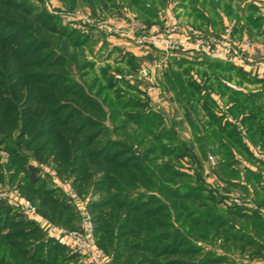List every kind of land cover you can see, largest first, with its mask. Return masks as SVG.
Segmentation results:
<instances>
[{"label": "rangeland", "instance_id": "374dc122", "mask_svg": "<svg viewBox=\"0 0 264 264\" xmlns=\"http://www.w3.org/2000/svg\"><path fill=\"white\" fill-rule=\"evenodd\" d=\"M9 1H11L13 5L19 6L23 11L28 9L30 16L31 15L34 16L37 15L38 13L40 14L43 12L44 13L46 12L48 15L53 16L59 21L61 25V29L66 30L67 33H70V31H72L75 34L72 38L70 37L72 42H75V40L80 37L81 39H83L86 36H88L90 40L92 39V41H94L95 39L93 37L92 31H90L91 26L89 27L88 24L85 23L83 24L81 22H78L80 20H76L77 18H79L76 15L66 16L64 14L80 13V15L83 14L85 16L86 15H88L89 17L91 16L90 18H94V20L98 22V20H101L100 18H104L102 17L103 15L107 17L106 13L110 11L109 7L112 6L111 3L106 2L107 0H100V1L78 0L74 7H70L69 0H9ZM114 1L115 3L121 2V0H114ZM104 4H106L107 6L105 7ZM2 9L3 8H0V16L4 14L2 12L3 11ZM6 17L7 19H9V21H12L10 23L11 26H13L15 22L17 26L25 25L22 23L21 20L22 18L16 15L14 10H12L8 15H6ZM10 31H13V27L10 30H8L7 33ZM226 33L227 30H225L221 34H226ZM99 41L100 40L98 39L97 43L94 41L93 43L85 45L84 49L69 48L65 53L59 51L60 50L59 47H58L59 49L51 48L50 53H48L46 56L48 57L46 58L47 59L46 63L51 62L55 57L56 59L59 60L67 59L69 63L67 67L61 68L60 66L58 67L46 66L41 69L31 68L29 70L30 72H34V73H37L38 71H42V72L45 71L46 73L47 72L57 73L58 77L66 76L70 78L69 80H71L72 82L71 84L73 85L72 87L74 89L76 88L81 89V91H79L81 96L79 98L77 97L74 99V97L72 96H63L62 98L60 96L56 97L55 94L53 93L54 92L53 89H48L44 87L37 88L39 91L42 89V93L48 90L49 94L48 93L46 94L48 95L46 96L47 99H54V97H56L57 102L59 104L63 105L64 107L67 106V108H65L64 111L61 113V116H63L67 111H70L71 108H72L71 112L73 111V109H76L75 112L73 111V114H78V116L74 119L72 123L73 125H79L83 117L85 118L92 117L91 122L87 121V124L91 125V123L94 122L95 127L85 128L82 134L79 136L78 141H81L82 138L89 139V136H91L92 133H94L96 139L94 140L93 145L89 147L85 146V143L82 144L81 142H77L75 144L76 146L81 145L80 146L81 149L79 150L78 148V152H77L78 158L76 161H73L71 159L73 152L68 154L69 152H71V148H67L68 149L67 154L65 152L62 153L61 161H60L62 162L61 166H59L58 160L54 161L52 157L46 158L44 156L46 160H43V156L41 155L40 157L42 158H40L39 160L31 157V151L35 147L43 145L45 141H47V137H44L38 140L37 142H35L34 145L29 146V144L31 143V139H33L31 138V136L34 133H36V131H39L40 127L41 129H46L44 130V132L41 133V135H44L45 133H47L46 131H50V128L48 127L43 128V125H40L39 127L38 126L39 124L37 123L36 125H33L30 128L27 129L24 128V130H22V127L20 126V122H14L15 124L10 126L8 131H6L4 128L0 130V142L3 139H4L3 141H5V143H0V205H3L1 206L4 208L3 211H5L9 216L14 218L16 221H22L24 223L23 225L18 226L16 228V231L25 230L26 222H30V223L32 222L42 232L41 238H44L45 241L50 240L59 245L66 247L65 245L57 242L56 240L48 237L47 232L45 230L46 224L63 226L64 222L67 221V219H71L70 221L74 225H78L79 217L77 210L68 196V191L71 189L77 192L80 201L86 204L92 215H95L97 213L92 208V206H94L93 205L94 203H99L103 199L111 198V196L108 194L115 193L117 188L113 186L105 185L103 182H101L102 174L100 173L90 174L88 168L90 169L91 165H89V162L85 160L84 157L89 151H91V149H98V148L100 149V147H104V144L107 141V139H112V140L120 139L125 142H129V145H126V147L124 146L112 150V154H114L116 151H121L120 154H118L119 155L117 158L118 161H122L127 157H131L129 160L133 161L132 156H136L141 159L143 158V160L141 162H137L136 165H141L142 167H144V165L146 166L147 160L152 159V157H156L153 166L154 164H158L159 167H163L164 165L170 164L173 169L183 173H188V164H190L194 169L193 175L191 176L189 175L188 178L183 177L179 179H174L173 180L174 184L173 185L170 184V186L172 189L177 188L178 193L182 192L183 189L188 186L196 187V185L199 184L204 186V191H201L200 195H202L203 200L206 198L208 202V204L206 203V206L209 207L206 208L204 206V204L202 203L203 201L202 199H199L197 201L189 199L186 201L176 202V203H188V234H187L184 228L179 227V225L177 224L178 220L175 219L174 217L177 213L181 212L182 209L180 211H178L179 208L173 209L170 204L172 201H177V200H173L172 197H167L166 195L163 194H159V193L155 194V189L153 190L148 186H144V188H140V190L133 189V192L131 193L132 195H134L140 192V194L142 193V196H146V197L149 196V194H153L157 196L154 197L156 198L155 199L156 201L153 200V203H131V204L133 206H137L139 209H141V211H144L146 209H155V207L161 204V203H157V201L158 200L162 201L163 202L162 204H164L167 207L166 209L161 208L158 215L155 216L154 218H141L140 214L139 215L132 214L130 219L124 220V214L126 213L127 210L125 209L117 210V208L113 206L115 203H112V205L106 206L104 208L101 205L100 206L101 213H106V214L113 213L115 215L112 222V229L110 232H108V237H110L109 247L104 249L105 252L99 247L106 256L112 259L113 263L115 264H264V250H261L260 247L258 246L247 247L242 244L244 246V250H242L241 244L233 242L234 238L240 239L239 234H235L236 232L234 231L242 229L239 226L244 225L247 229L246 231L247 236L250 238L252 237L251 239L257 240L259 243H263L264 245V240L261 239L260 236L256 235L255 226L257 222L249 221L246 219L239 220L232 214H229L231 211L235 209V207H238L232 204L231 202L234 197H238L240 201L242 200L241 202L244 201L245 203L247 202L250 205L254 204L251 210L243 206L239 208H242L243 211L247 214L255 213V212L259 214L262 213L260 215L264 219L263 217L264 203L257 201L258 199L253 200L255 203H252L249 199L250 197L248 193L244 192L242 189H238L237 185L234 186V184L231 183V180L237 181L238 178H240V180L245 181L247 183L245 177V169L247 167L245 165L256 166L259 168L260 165H262V163L254 158L253 153L251 154L254 159L249 158L246 155L247 153L243 151L244 149L237 148L236 145L234 144H228L230 145V149L232 151L231 165L229 166L228 169L222 168L219 165H217L218 167L217 168L216 161L224 162V160H226L222 155V152L223 154H225L226 151L225 150L222 151L219 148L215 150H207V148H204L202 151L200 145L198 148L199 151H197V145H193L190 142H188L190 141V139L189 140L187 139L189 135L188 133L186 134V132H188L187 129L186 131L182 130V132L180 130L179 132L175 131V133L179 139H183L186 141L185 143L188 145V148L191 150L192 154L194 155V159L192 158L188 160L187 156L181 157L180 154H175L172 157H170L168 156L167 151H166L167 154L166 153L163 154L162 151H165V149L160 148V144H164L165 146L168 145L169 147H173V144H166V142L164 141L163 142L161 141L159 145L154 144L152 143V139L149 134H144V133L140 134V137H144L145 143L142 145L136 144L134 141V137L137 135V132L135 131L136 126L128 122L129 117L126 118L125 116L128 115L126 113H130V112H126L125 110H123L121 108V105L125 103L127 99H129L131 102H134L133 100L138 99L141 102V104L146 105V107H144L142 111L148 112L149 111V107L147 105L148 101L145 102L146 97L136 92L134 86L129 83V80H127V78L120 76L119 74L121 73L118 70H116V68L114 69L111 66H107L112 64H107V65L102 64V61L107 57L108 48L107 46L104 48L102 47V45L100 46ZM39 47L40 46H36L37 49ZM45 53L46 50L42 48L40 51L38 52L35 51L33 54L26 56L25 60L37 58L39 57V55H43ZM198 57H203V56L198 55ZM203 62L206 65L210 64L208 61H203ZM224 67L225 70H223L220 66L218 68L220 71H215L211 73V75H218L220 77L219 81L222 82V84L228 89V90L225 89L228 94H226L227 97L224 99V102L222 101L224 106L230 104L232 100V93L234 91L248 93V92H252L254 89H259L257 86L255 88L249 87L248 86L249 83L244 82L240 77L238 80H236L234 77L235 71L230 70L229 73H227L225 71L228 70L226 67H229V65L226 64L224 65ZM205 68L206 66L196 67L189 65L188 70H190L191 72L188 73L189 74L191 73L193 75H197L199 73L205 75L207 74L204 73L205 71L203 69ZM23 72L26 73V70H23ZM107 74H109L111 77H107L106 76ZM52 75H56V74H51L49 75V77H51ZM164 75L166 76L167 74ZM191 76L190 78H193ZM5 77L6 74L4 72L2 80H6V81L2 85V88L6 90V93L8 91L11 93V89H15L16 87L15 85L10 87L9 84L13 81V79L10 82V80L6 79ZM134 78L137 79L136 81L142 82L141 79H139L138 75L137 76L134 75ZM46 79L49 80L50 78H46ZM54 81H57L59 84H61V78H56ZM111 83H113V86H111ZM197 83L201 84L204 83V81L201 79V81ZM210 85H212V83L205 84L203 86V89L206 88V91L204 89L205 93L207 92V89L210 87ZM154 89L155 88L152 87L151 92ZM211 89L214 92L217 93L219 92V89L217 88V82L213 84ZM23 90L25 92L22 94L21 98L25 100L27 97L26 94L27 90H25L24 88ZM170 91L169 89L166 90L165 88V93L161 95V98H163L162 100L163 102H161V104H163L167 110L163 111L162 109H157L156 111H159V114L163 118V121L167 122L168 124L171 122L172 118L175 119L177 116L181 117L184 120L186 119V121L188 122L187 115H191V113L188 114V104H185L186 99L181 97L183 101L181 102L178 100L175 92L173 90ZM190 93L194 94V92H190ZM200 93L201 91L197 92L198 95ZM197 94L195 92V95ZM5 97L7 98L9 96L4 92L3 99H5ZM30 99L33 100L34 98H30ZM175 102L177 104L179 103V109L177 108ZM39 103L42 104L43 102H39V100H37L36 102L31 101L30 103H27L26 112L29 107H33V106L38 107ZM203 103H206V101H203ZM22 104H23L22 102L17 104L19 109H22L23 107ZM90 105L92 107H96V110L94 111V109H92ZM183 108L185 112L182 111ZM49 109L52 108L50 107ZM35 110L36 109H33V112ZM113 111H116L118 115H115L116 117L114 116L111 119V115L113 114ZM127 111L132 112V110H127ZM136 111H140V110H136ZM223 111H222L223 119H225L226 116L229 117L227 115L226 110ZM193 114H195L196 116L198 115L200 118L203 117L202 113H193ZM263 117H264V111H263ZM195 118L198 121H200V118L197 117ZM234 119L236 120L237 125L243 126V124L237 120L238 118H234ZM123 120L125 121V123L128 122L129 124L127 126V130L119 134H113L112 133L113 125L120 124ZM237 125H235V127H237ZM165 127L167 128L166 125ZM243 127L245 128V125ZM170 129H174V128L170 127ZM237 133L238 136L242 139L241 140L242 142L245 143L249 142L247 131L244 139L242 138L241 134L238 131ZM213 142L216 143V141ZM249 145L256 152H264V149H262L257 144L253 145L251 144V142H249ZM8 146L11 148L15 147L17 151L16 154L14 152H13L14 154L10 153V151H8L6 148ZM49 147L50 146H48L44 150L43 152L44 154L48 151ZM150 147H157L155 151L156 154L146 155V151ZM41 149L43 148L41 147ZM208 154L213 156V158L215 157L214 158L215 163L212 164L211 162H209V160H207L210 163V167L206 166L205 169L204 158L205 157L207 158ZM19 155L20 156L24 155L23 160L19 158ZM144 158H146L147 160H144ZM30 166L34 167L36 170L31 171L29 169ZM213 167L214 168L216 167L214 169L216 176L217 177L221 176L220 180L225 181L227 185L218 186V188H214L212 184L207 181L208 178H211L209 173L213 174V170H212ZM71 168L72 171L70 170ZM261 168L262 167H260V169ZM206 170H208L209 173L205 174ZM216 171H218V173ZM230 171H236V172L235 174H232ZM197 175H200L199 179H202L201 181L197 179L198 178ZM31 176L35 177L38 180L37 184L30 183ZM76 177L80 179V182L76 183ZM166 183L168 182L164 181V184ZM214 183H216V181H214ZM255 184L256 182L254 183V185ZM214 186H216V184ZM78 188H81L80 191L78 190ZM36 189L37 190L39 189L38 191L41 190L42 193L35 192L34 190ZM47 191H50L51 193L49 195L50 199L54 198L57 199L58 203H62L64 205L65 203L68 204L69 208L65 210L64 216L60 217L61 216L59 215L60 212H58L54 215V218H52L51 209L53 208V206L51 205H48V207L41 206L40 204L41 201L43 202L47 200L46 199L47 196L44 193ZM136 198L137 196L133 197V200H135ZM145 199L146 198H144V200ZM26 200L30 201L34 206H36L39 220L38 218L36 219L28 218L27 215L24 213L21 207V203ZM114 201L117 202L118 200L115 199ZM259 210H261L262 212H260ZM167 212H168L167 214L168 216L167 215H165L164 217L161 216L163 213H167ZM182 213L185 212L183 211ZM69 214L71 215L68 216ZM198 214L202 216V218L199 219H202V221H205L206 223L209 224L207 229L203 230V227L195 226L191 223L192 219L194 218L197 219V217L199 216ZM135 219L146 221V223H149L151 225L154 220L156 221L157 219H159L165 222L166 224L167 221H170L172 225H170V227H168V225L166 226L164 225L161 228H156V229L154 228V233L142 232L135 226L134 224ZM119 223H121L120 226H118ZM191 228L193 229L192 231H190ZM174 229H179L180 233L175 234ZM153 234H160L159 236L160 241H158L157 243L153 242L152 241V239H154ZM25 237L26 236H23V240L21 241H24L23 243L26 244ZM111 239L112 242H110ZM34 240L32 239L31 241ZM116 242L118 243V247L115 246ZM31 244L33 243L31 242ZM114 249H117L116 251H124L121 252L123 253V255L121 254V256L115 257L113 254L115 251ZM152 249L158 250L157 251L158 254L155 255L153 253L148 252L149 250L152 251ZM161 251L167 253L166 256L164 257L160 256ZM68 255L74 257L76 256L72 254L69 249L63 250L56 254L53 253L51 256L47 255L45 249H41L38 251L36 258L44 257L46 264H50V263L75 264L77 263V261L79 262L82 261L78 257H76V260H69V258L63 259L64 256H68ZM19 259L20 261L13 260V263L31 264V262L26 263V260L21 259V257ZM124 261L126 263H124Z\"/></svg>", "mask_w": 264, "mask_h": 264}, {"label": "trees", "instance_id": "16d2710c", "mask_svg": "<svg viewBox=\"0 0 264 264\" xmlns=\"http://www.w3.org/2000/svg\"><path fill=\"white\" fill-rule=\"evenodd\" d=\"M77 1L78 0H69L70 7H74ZM130 1L131 3L135 2V4L140 7V9L146 10L147 8L145 5L146 0H130ZM106 2L111 3L113 6L115 4L114 0H107ZM104 6L106 7L107 5L104 4ZM0 8H3L2 12L4 13L0 16V28H1L0 34H3L0 35V130L4 128L6 131H8L9 127L15 124L14 122H20V126L22 127V130H24V128L26 129L30 128L33 125H36L37 123L39 124L38 125L39 127L40 125H43V128L48 127L50 128V131H46L47 133H45L44 135H41V133L44 132V130L46 129H41L40 127V130L36 131V133H34L31 136V138L33 139H31L30 144L28 143L29 146L34 145L35 142H37L38 140L47 137V141H45L44 143L45 145L43 144L41 146H37L31 151V157L37 160L42 158L40 157V155L43 156V160H46L44 156L46 158L52 157L54 161L58 160L59 162L58 164L59 166H61L62 162L60 161H61L62 153L65 152L67 154L68 153L67 148H71V152H69L68 154L73 152L71 159L73 161H76L78 158L77 157L78 148L80 150L81 145L76 146L75 144L77 142H81L82 144L85 143V146L89 147L93 145L94 140L96 139L94 133H92V135L89 136V139L82 138L81 141H78L79 136L82 134L85 128L87 127L94 128L95 124L94 122L91 123V125L87 124V121L91 122L92 117H86V118L83 117L79 125H73L72 123L74 119L78 116V114H73V111L75 112L76 109H73V111L71 112L72 110L71 108L70 111H67L63 116H61V113L64 111L65 108H67V106L64 107L63 105L59 104L57 102L56 97L60 96L62 98L63 96H72L74 97V99L77 97L79 98L81 96V94L79 93L81 89L80 88L74 89L72 87L73 85L71 84L72 83L71 80H69L70 78L66 76L58 77L57 73H51V72L46 73L45 71L43 72L38 71L37 73H34V72H30L29 70L31 68L41 69L46 66L47 67L60 66L61 68L67 67V65L69 64L67 59L59 60L56 59L55 57L51 62L46 63L47 62L46 58H48L46 56L48 53H50L51 48H56V49L60 48L59 51L65 53L69 48L84 49L85 45L90 44L91 40L88 36H86L83 39H81L80 37L76 39L75 42H72L70 37L72 38L75 34L72 31H70V33H67L66 30L61 29V25L59 21L53 16L48 15L46 12L40 14L38 13L37 15L30 16L28 9H26L25 12L21 10L19 6L13 5L9 0H5V1L0 0ZM12 10L15 11L16 15L22 18L21 19L22 23L25 24L26 26L25 25L17 26L15 21L13 26H11L10 23L12 21H9L6 15H8ZM12 27H13V31L7 33V31L10 30ZM36 46H40V47L37 49ZM42 48L46 50L45 54L39 55V57L37 58L25 60L26 56L33 54L35 51L38 52ZM182 65L183 64L181 63L180 66ZM220 66L223 70H225L224 64L214 65V67H216L218 71H220L218 69ZM226 68L228 70H226L225 72L229 73L230 70L235 71V75L237 77L242 78V80L246 83L264 84V79L262 78L259 79L256 77H251L247 73L231 65H229V67ZM23 70H26V73H24ZM4 72L6 74L5 77L6 79H9L10 82L13 79V81L9 84L10 87H12L13 85H15L16 87L15 89H11V93L9 91L6 93V90L2 88V85L6 81V80H2ZM51 74H56V75H52L51 77H49V75ZM106 76L111 77L109 74H107ZM46 78H50V79L47 80ZM56 78H61V84H59L57 81H54ZM219 78L220 77L218 75L217 76L214 75V77H207V79L204 80L203 84L205 85L207 83H212V85H210V89H211L213 84L217 82V88L219 89L218 93L220 94V96H225L226 94H228L227 91L225 90L227 88L222 84V82L219 81L220 80ZM166 82L170 86V88L175 92L179 101L183 102L181 97L186 99L185 104L190 105L191 102L197 103L200 100L206 101V103H203L202 106L205 109L206 114L208 115V119H209L208 128L205 129L204 131L205 135L202 136L201 138H197V141L201 146L202 151L204 148H207V150H215L219 148L222 151L223 150L226 151L225 154H223V152L221 151L222 155L226 160H224V162L223 161L219 162L220 167L228 169L229 166L231 165L232 151L230 149V145L228 144H234L236 145L237 148L244 149L243 151L247 153L246 155L249 158L254 159L252 157L251 154L252 152L250 151L247 143L242 142L241 141L242 139L238 136V133L236 131L237 127H235L234 124L224 120L223 116L218 117L213 112L212 108H214L215 104L211 99L210 95L205 92L202 94V91H204V89L206 90V88L203 89L204 85L199 84L197 83V81L188 78V68L178 73H176L175 71L169 68L168 73L166 75ZM111 86H113V83H111ZM41 87L53 89L54 90L53 93L55 94L56 97H54V99H47L46 96L48 95L46 94L48 93V90L42 93V89L40 91L37 89ZM23 88L27 90L26 93L27 97L25 99L26 101L23 98H21L22 94L25 92ZM189 91L194 92V94L190 93ZM198 91L199 92L201 91L199 95L197 94ZM4 92L5 94H8L9 97L7 98L5 97V99H3ZM195 92L197 95H195ZM30 98H34V99L31 100ZM37 100L43 103L42 104L39 103L38 107H34V106L29 107L26 112V106H27L26 104L30 103L31 101L36 102ZM262 100H264V90L258 92H248V93L234 91L232 93V100L229 104L227 111L233 118H238L237 120L241 122L243 126L245 125L246 131L248 132V141L251 142V144L253 145L257 144L262 149H264V117H263L264 101ZM133 101L134 102H131L129 99H127L125 103L121 105V108L126 112H130V113H126L128 115L125 117L126 118L129 117L128 122L136 126L135 131L137 132V135L134 137V141L136 144L142 145L145 143L144 137H140V134L144 133V134H149L151 136L152 143L154 144L159 145L161 141L166 142V144H173V147H169L168 145L167 147L164 144H160V148L165 149V151H162L163 154H165L167 151L168 156L170 157H172L175 154H180L181 157L184 156L188 157L189 155H191V151L188 148V145L184 141L178 138V136L176 135L173 129L165 127L163 118L160 116L158 112H154L151 110H149L148 112L142 111L145 105L141 104V102L138 99ZM20 102L23 103L22 109H19L17 105ZM50 107L52 109H49ZM90 107L92 106L90 105ZM33 109L36 110L33 112ZM92 109H94L95 111L96 107H92ZM127 110H132L133 113ZM136 110H140V111H136ZM115 115H118V113H116V111H113V114L111 115V119ZM128 122L125 123V121L123 120L120 124L113 125L112 133L119 134L127 130V126L129 125ZM3 140H1L0 143H5V141ZM213 141H216V143H214ZM126 145H129V142H125L120 139H114V140L107 139V141L104 144V147H100V149L99 148L91 149V151L89 152L87 151L88 153L84 157V159L89 162V165H91V168L90 169L88 168L90 174L92 173L102 174L101 182H103L105 185H109L117 188L115 193L108 194L111 196L110 199H103L99 203H94L93 204L94 206H92V208L97 212L95 215H92L95 225V236L97 239V245L103 251L105 248L109 247L110 237H108V232H110L112 229V222L115 215L113 213H109V214L101 213L100 211L101 205L104 208L106 206L112 205V203H115L113 206L117 208V210H123V209L127 210L126 213L124 214V220L130 219L132 214H138V215L140 214L141 218H154L155 216L158 215L161 208L166 209L167 207L164 204H162L163 203L162 201H159L157 199L158 200L157 203H161L160 205L155 207V209H146L144 211H141V209H139L137 206H133L131 204V203H153V200L156 199L154 197H157L153 194H149V196L146 197V196H142V193L140 194V192L134 195H132L131 193L133 192V189L140 190V188H144V186H148L153 190L155 189V194L158 193L163 194L166 195L167 197H172L173 200H177V201H172L170 203L171 207L173 209L179 208L178 211L182 209V211L177 214L175 213L176 215L174 217L175 219L178 220L177 224L179 225V227L184 228L186 230V233L188 234V203H176V202L186 201L189 199L197 201L203 198L202 195H200V192L204 191V186L200 184L196 185V187H190V186L185 187L183 191L179 193L177 191L178 190L177 188L172 189L170 184L171 185L174 184L173 181L174 179H179L183 177L188 178L189 174L176 171L171 167L170 164L164 165L163 167H159L158 164H154L153 166L156 157H152V159L150 160L144 158V160H147L146 166L144 165V167H142L141 165H136L137 162H141L143 160V158L141 159L136 156H132L133 161L129 160L131 157H127L122 161H118L117 160L119 156L118 154H120L121 151H116L114 154H112V150L124 146L126 147ZM48 146L50 147L48 151L44 154L43 152ZM41 147L43 149H41ZM157 147H150L149 149H147L146 155L156 154L155 151ZM6 148L12 154L14 153L16 154L17 152L15 147L11 148L8 146ZM19 158L23 160L24 155L21 156L19 155ZM29 169L31 171L36 170L32 166H30ZM70 170L72 171V168ZM230 172L232 174H235L236 171H230ZM199 176L200 175H197L198 177L197 179L201 181L202 179H199ZM245 177L247 183L253 181L254 183L256 182V184L259 185V183L261 182V175L259 173L252 172L248 168L245 169ZM164 181L168 183L164 184ZM78 182H80V179L76 177V183ZM253 182H251L250 184L254 186ZM30 183L37 184L38 180L35 177L31 176ZM80 189L81 188H78L79 191ZM38 190L36 189L34 191L37 193H42L41 190L40 191ZM44 193L47 196L46 198L47 200L43 202L41 201L40 203L41 206L43 207L44 206L48 207V205L53 206V208L51 209L52 218H54V215L58 212H60L59 213V215H61L60 217L64 216L65 210L69 208L68 204L65 203L64 205L62 203H58L57 199L54 198L50 199L49 196L51 194L50 191ZM136 196L137 198L133 200V197ZM144 198L146 199L144 200ZM115 199H117L118 201L117 202L114 201ZM204 200H203L204 202L202 201V203L206 208H208L209 206L208 207L206 206V203L208 204L206 198ZM1 206L3 205H0V213L2 212L0 214V264H14L13 260L20 261L19 259L20 257L21 259L26 260V263L31 262V264L32 263L46 264L44 257L36 258L39 250L45 249V252L47 253L48 256H51L53 253L56 254L63 250H68L66 247L62 245H59L50 240L45 241L44 238H41L42 232L32 222L31 223L26 222L25 230L16 231V228L20 225H23L24 223L22 221H16L14 218L9 216L5 211H3L4 208ZM183 211L185 213H182ZM167 214L168 212L163 213L161 216L164 217ZM229 214H232L239 220L246 219L249 221L257 222L255 226L256 235L260 236V238L264 240V219L259 213L255 212V213L247 214L243 211L242 208L235 207V209L231 211ZM70 215L71 214H69L68 216ZM199 218H202V216L199 215L197 219L196 218L192 219L191 223L195 226L203 227V230L207 229L209 224L206 223L205 221H202V219ZM70 220L71 219H67V221L64 222L63 226L71 229L76 228L77 225H74ZM134 224L142 232H152V233H154V228L155 229L161 228L164 225L165 226L168 225V227H170V225H172L170 221H167L166 224L165 222L159 219H157L156 221L154 220L152 222V225L146 223V221L135 219ZM120 225L121 223L118 224V226ZM239 227H241L242 229L235 230L234 232H236L235 234H239L240 239L234 238L233 242L239 243L241 245L243 244L244 246L247 247L258 246L261 248V250H264L263 243H259L257 240L251 239L252 237L250 238L247 236L246 234L247 229L244 225H240ZM192 230L193 229L191 228L190 231ZM174 233L179 234L180 230L174 229ZM23 236H26L25 237L26 244L23 243L24 241H21L23 240ZM159 236L160 234H153L154 239H152V241L155 243L160 241ZM32 239L35 240L31 241ZM31 242L33 244H31ZM110 242H112V239L110 240ZM22 244H24L25 247ZM243 245L241 246L242 250H244ZM115 246L118 247L117 242L115 243ZM114 250L115 251L113 254L115 257L121 256V254L123 255V253L121 252L124 251H116L117 249ZM157 251L158 250L156 249H152V251L149 250L148 252L157 255L158 254ZM166 254L167 253L161 251L160 256L164 257L166 256ZM70 256L71 255L64 256L63 259L69 258V260H76V257L80 258L79 256H75V257L74 256L70 257ZM81 262L77 261V263L75 264H86L83 260ZM124 263L126 262L124 261Z\"/></svg>", "mask_w": 264, "mask_h": 264}, {"label": "crops", "instance_id": "0c3cea01", "mask_svg": "<svg viewBox=\"0 0 264 264\" xmlns=\"http://www.w3.org/2000/svg\"><path fill=\"white\" fill-rule=\"evenodd\" d=\"M145 5L147 7L146 10L140 9L135 2L131 3V1L128 0H121L120 3L116 2L114 6L112 5L109 7L110 11L106 13L107 17L103 15L102 17L104 18L98 20L100 23L107 24V30H101L98 27H89L95 39L94 41L97 43L99 39V45H102L103 48L106 46L108 48L107 57L102 61V64H112L107 66H111L114 69L116 68V70L121 73L119 74L120 76L127 78L129 83L134 86L135 91L146 97L147 100L145 99V102L148 101L147 105L149 110L158 113L159 111H156L157 109H162L163 111L167 110L164 105L161 104V102H163L161 95L165 93V88L166 90L169 89V91L172 90L167 84L166 76L164 75L168 73L169 68L178 73L188 68L189 65L196 67L206 66V68L203 69L205 71L204 73H207L205 75L200 73L193 75L190 73L191 76L188 73V78L191 76L193 78L190 79L197 82H200L201 79L204 81L207 77H214L211 73L218 71L216 67H214L216 64L231 65L242 70L251 77L261 78L258 73L252 70L253 65L264 63V3L260 0H146ZM227 29L231 30L232 36L239 42L247 39L252 43V49L249 51L248 55H246V59H244L243 63L224 62L219 58L204 57V55L183 50L172 51L166 54L153 46L139 49L135 43V38L138 35L146 34L149 36H156L166 30H170L180 38L185 39V35H191L193 37L197 35L206 36L221 34ZM94 41L91 39L90 43ZM198 55L204 58L198 57ZM203 61H208L211 65H206ZM181 63L183 64L182 66H180ZM143 69L148 71L147 75L139 78L142 82L136 81L137 79L134 78V75L137 76L139 71ZM188 72L191 71L188 70ZM234 77L236 80L239 79V77L235 75ZM248 86L251 88L257 86L259 88L254 89L252 92L264 90L263 84L261 83H249ZM152 87L155 89L151 92ZM203 93L204 91H202V94ZM206 93L210 95L215 104L214 108H212L213 112L220 117L223 116L222 111L226 110L229 117L226 116L224 120L237 125L236 120L227 111L229 105L224 106L223 104L227 95L220 96L219 93L214 92L210 87L207 89ZM175 104L179 109V103L177 104L175 102ZM202 104L203 100H200L197 103L191 102V104L188 105V114L191 113V115L194 116L188 115V122L186 119L184 120L178 116L175 119L172 118L169 124L164 122L167 127L169 126L168 128H174L173 130L177 132H179V130L181 132L182 130L186 131L187 129L188 132H186V134L188 133L189 135L188 138H186L188 140L190 139L188 142L191 144L197 145V151H199L197 138H201L205 135L204 131L208 128L209 120ZM182 111L185 112L184 108ZM193 113H202L203 117L200 118ZM195 117L200 118V121ZM181 140L186 142L183 139ZM247 145L252 151L254 158L262 163V165H260L262 168L260 169V167L258 168L250 165L245 166L252 172L259 173L261 175V182L259 185L255 184L253 186L238 178L237 181L231 180V183L234 184V186L237 185L238 189H242L244 192L248 193L252 203H255L253 201L255 199L264 203V161L259 157V152L254 151L249 143H247ZM192 158L194 159V155L191 152V155L188 156V160ZM207 158H204V168L206 166L210 167ZM217 165H219V161H216V167ZM215 168H212L213 174H210L209 171L206 170L205 174L209 173L211 177L208 178L207 181L210 182L214 188L227 185L225 181L220 180L221 176H216L214 172ZM193 172V167L188 164V174L193 175ZM216 172L218 173V171ZM214 181H216V183H214ZM215 184L216 186H214ZM235 206L241 207L240 205ZM261 210L259 211L262 212Z\"/></svg>", "mask_w": 264, "mask_h": 264}, {"label": "built area", "instance_id": "2783aa9c", "mask_svg": "<svg viewBox=\"0 0 264 264\" xmlns=\"http://www.w3.org/2000/svg\"><path fill=\"white\" fill-rule=\"evenodd\" d=\"M260 1L264 3V0ZM64 15H76L79 17L76 20H80L78 22L88 24L91 27H98L101 30L108 29L106 23L96 22L88 15H80V13H67ZM135 43L139 49L153 46L166 54L172 51L183 50L207 57L219 58L224 62L230 63H243L246 55L252 49V43L249 40L245 39L239 42L231 35L230 29H227L226 34L197 35L193 37L185 35V39L180 38L170 30H166L156 36L138 35L135 38ZM252 70L264 79V63L253 65ZM147 73L146 69L139 71V78L145 77ZM237 131L244 139L246 129L242 125H237ZM258 155L264 161V152H259ZM208 160L212 164L215 163V159L211 155H208ZM68 196L77 210L79 223L74 229L46 224L45 230L48 237L65 245L72 254L79 256L86 264H114L112 259L106 256L97 245L93 216L86 204L80 201L77 192L73 189L68 191ZM241 201L238 197H234L231 202L248 209L253 208L252 204L250 205L247 202ZM21 207L28 218H38L39 220L37 208L30 201H23Z\"/></svg>", "mask_w": 264, "mask_h": 264}]
</instances>
